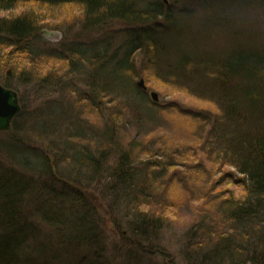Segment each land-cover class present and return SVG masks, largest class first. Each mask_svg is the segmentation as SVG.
<instances>
[{
  "label": "trees",
  "instance_id": "16d2710c",
  "mask_svg": "<svg viewBox=\"0 0 264 264\" xmlns=\"http://www.w3.org/2000/svg\"><path fill=\"white\" fill-rule=\"evenodd\" d=\"M19 1L28 0H0V80L6 86L13 87L17 83L20 86H32L33 90L49 93L57 91L58 87L69 91L68 88L71 89L82 82L90 93H84V97L79 96L78 102L81 109H85L87 104L90 106L88 114L93 123L85 122L82 119L84 110L78 112L77 107L73 105L72 109L76 115L70 116L68 111H64L61 116L62 112L54 111L55 105H51L54 100L48 101L46 107H34L30 120L35 119L33 125L38 126L43 131V135L48 137L53 133L63 139L62 154H69L71 163L76 164L75 167L73 166L75 170L73 173L77 176L86 178L88 169L96 176L105 171L103 176L108 178V184L113 182L110 190L115 201H118V204L122 201L124 205L135 204L137 228L142 225L153 227L161 225L163 217L157 215L153 207H142L141 202V198H148L150 193L156 191V187L150 184L147 191L144 182H140V173L135 162L139 157L137 158L134 151H131V147L121 148L117 141L118 135L114 126L121 123V120L106 118L98 103L102 93L108 94V90L112 87H115L113 91H118V87L126 90L129 87L135 89L141 102L143 104L148 102L149 97L145 90L132 85L131 56H126L118 66L110 68L107 67L106 57L98 64L96 55L81 56L89 53L86 52L88 48L81 49L85 46L71 42L70 46L68 44L65 48L63 45L59 53L63 52L69 57L72 50L78 52L83 50L84 53L82 51L79 55H72L73 57L60 63L61 65L51 63L49 55L51 59L61 57L58 52L53 51L54 48L48 51L53 53H47L45 49L37 50L31 44L33 39L39 38L38 29L41 25L36 8H32L29 4L27 10L16 15L5 13ZM38 1L39 7L44 4L50 5L46 6L49 10L65 3L76 4L81 10L85 23H97L108 18L121 17L140 21L143 20L142 17L154 18L164 15L163 0V2L155 0V3L153 2L155 5L148 4L147 10H150V13L133 8L134 4L138 5V0ZM232 1L236 6L245 5L242 0ZM191 12V8L186 10L187 14ZM206 22L205 19L202 21L205 24ZM132 36L133 42L127 49L128 55L134 49L144 46L146 41L152 44L150 55L154 54L155 48H158L157 41L152 42L147 34L142 36V39L141 37L138 39L136 33ZM169 40L170 37L167 41ZM236 46L233 47L234 50H230L228 56H213L214 59L207 62L202 68L203 71L197 72L194 67L184 68L187 63L181 62L183 64L181 72L176 74L179 78L182 74L183 78L189 75L188 78L193 79L197 73L203 78L208 75L207 71L215 70L216 76L202 84L205 83L204 94L212 99L214 103L212 107L217 108L219 113L212 123L214 130L212 129L209 134L211 140L200 143L199 147L204 143V148L200 149V152L196 153L190 148L192 153H187L186 150L174 153L176 149H167L161 152V160L164 163L155 164L166 174L172 164L186 167L187 161L195 158V155L197 158L204 156L206 160H203L208 161L209 165H201L199 169L202 171V167L203 169L205 167L211 176L215 172L220 173L216 181L212 180L213 189H208L215 192V195L211 196L212 200L205 193L209 201H206L205 212L199 215L200 219L194 224L196 230L193 234L197 241L187 245L184 252L186 264H264V52L257 48L243 49L238 43ZM21 53L24 55L21 56ZM160 62L156 57L155 64ZM83 65H87L88 69L83 70ZM124 65L131 67H123ZM99 78L104 79L105 82L98 83ZM117 83H119L118 87ZM58 90L62 93V90ZM20 101L23 111L15 118L11 130L7 131L13 139H9L7 143H0L2 147L7 146L6 152L10 153L9 157L16 163L13 166L3 159L0 160V225L4 227L0 232V264H49L51 258L50 260L48 258L57 256L49 250H54L51 242L55 239L57 240L55 244L60 245L61 249L67 251L70 248L71 252L80 247L82 250L89 249L90 242H93L91 247L94 244L98 245L100 241L104 246V242L97 236L95 223L98 221L94 219L96 207L91 206V201L87 197L89 195L92 199H97L98 193L91 191L87 193L82 191L81 187L77 188L83 184L59 170L57 155L49 147L42 149L44 155L40 158L31 160L28 157V152L37 154V150H31L29 140L23 137L27 127L22 119L27 116V111L22 96ZM109 101L112 104L116 103L114 99ZM87 125L95 127L97 131L95 136L100 139L109 137L112 140L109 142L111 151L109 149L108 156H106L107 151L99 148L101 151L97 152L99 155L96 157L97 153L95 154L93 148L85 142L88 139L85 128ZM56 127H59L62 133L54 131ZM131 145L133 146L134 143L132 142ZM195 145H198L197 141L194 142L193 146ZM33 172L36 174L33 175ZM209 174L205 176L207 181L211 179L208 177ZM46 175L50 177H48L49 184L55 185L54 178H56L63 183V187L70 189L67 194L77 196L62 197L61 194L52 191V188L49 192L50 190L41 185ZM228 182L232 183L231 187H228ZM72 183H76L77 186H71ZM83 192L87 194L86 199L83 197ZM39 220L40 224L43 221L54 226L49 235H46V239H51V242L43 241L35 246L30 243V247L25 248L23 244L28 239L42 235ZM143 234L141 236L146 239ZM56 248L60 250V247ZM105 249L102 247V250ZM41 250L44 253H40ZM100 250L99 248L98 251ZM150 250L152 252V249ZM77 253L76 251L72 255ZM103 254L99 253L98 256L103 257ZM86 259L89 262L85 264H108L105 259L100 261L96 257L89 259L86 257ZM68 260L69 264H78L75 259ZM52 262L51 264H54ZM54 262L58 264L57 260Z\"/></svg>",
  "mask_w": 264,
  "mask_h": 264
},
{
  "label": "rangeland",
  "instance_id": "374dc122",
  "mask_svg": "<svg viewBox=\"0 0 264 264\" xmlns=\"http://www.w3.org/2000/svg\"><path fill=\"white\" fill-rule=\"evenodd\" d=\"M138 1V5L134 4L133 8L148 13L150 10H147L149 9L147 5L155 3V0ZM168 3L170 12L162 17H152V21H149V16L144 15L146 17H142L143 20L140 21L121 17L108 18L97 23H85L81 16V10L76 4L65 3L49 10L46 6L50 5L47 4L39 7L38 0L19 1L11 10L5 12L7 15H16L27 10L29 4L32 8H36L35 10L40 15L41 25L38 29L39 38L33 39L31 44L37 50L45 49L47 53H53L48 51L54 48L53 51L61 55L63 52L59 53V51L69 43H81L85 46L83 48L92 47L93 52L84 53L83 51L84 54H81L82 51L72 50L70 57L79 54L91 57L96 55L98 64L102 63L106 57L107 67L110 68L118 66L126 56H131L133 87L137 85L143 88L138 84L141 77L145 78L149 87L145 91L149 97L147 98L148 102H144V104L139 95H136L135 89L132 90L130 87L127 90L118 87V91H113L115 87H112L108 90V94L102 93V97L98 99L102 114L106 118L113 117L117 118L115 121L121 120V123L114 126L118 135L117 141L121 148L131 147V151H134L137 158L139 157V160L135 162L140 173V182H144L147 191L150 184L156 187V191L150 193L148 198L142 197L141 202L144 208L153 207L155 213L163 217H160L163 222L154 227L142 225L137 228L135 204L124 205L122 201L120 204L115 201L110 190L113 182L108 184V178L103 176L105 171L96 176L91 174L92 171L88 169L86 178L77 176L76 173H73L75 171L73 166L75 167L76 164L71 163L72 159L69 158V154H62L63 139L53 133L47 137L42 134L43 131L38 126H30L35 121V119L30 120L34 107H46L50 100H54L51 105L57 106L62 112L72 111L73 116L76 115L72 109L73 106L77 107L78 112L83 109L82 119L85 122L93 123L88 114L90 106L87 104L85 109H81L78 102L79 96L84 97V93H90L82 82H79L78 86L68 88L69 91L58 87L62 93L58 89L49 93L33 90L32 86H20L17 83L13 85V88L20 93V98L22 96L27 111V116L22 119L27 127L23 137L29 140L28 144H31V150H37V154L32 151L28 152V157L31 160L40 158L41 155H44L42 149L49 147L57 155L59 170L83 184H78L77 188L81 187L82 191L87 193L90 191L98 193L97 199H92L84 192L83 197L86 199L85 195H87L91 206L96 207L94 219L98 221L95 223L98 230L97 236L104 242V246L100 241L98 245L94 244L92 247L89 245V249L86 250H82L81 247L77 248L78 253L72 255L76 251L71 252L70 248L65 251L61 249L60 245L55 244L56 239L53 242L51 239H46V235H49L54 226L43 221L40 224V220L38 224L41 225L42 235L35 239L30 238L23 244L26 248V246L30 247V243L35 246L39 242H51L54 250H49L57 256L55 258L50 256L48 259L51 258L50 261H53L54 264V260H57L58 264L59 262L69 264L68 259H75L78 264H85L89 262L86 257L88 259L96 257L98 261L105 259L108 264H186L184 252L187 245L197 241L193 234L196 230L194 224L200 219L199 215L205 212L206 201L212 200L211 196L215 195L214 190L209 191L208 189H213L212 180L216 181L220 173L215 172L211 176L205 167L204 169L202 167V171L199 169L201 165H209L208 161H204L206 160L204 156L197 158L195 155V158L187 161L186 167L181 164H172L166 174L161 172V168L156 167L155 164L164 163L161 160V152L167 149H176L174 153L185 150L187 153H192L190 150L192 148L198 153L200 149L204 148V143L199 147L200 143L208 139L211 140L209 134L212 129L214 130L212 123L219 111L212 107L214 104L212 99L210 100L204 94L205 83L202 84V82L211 81L216 73L215 70L207 71L208 75L201 76L203 78H200V74L197 73L193 79L188 78L189 75L187 78H183L182 74L179 78V75L176 77V74L181 72L180 69L184 63H187L184 68L194 67L197 72L203 71L202 68L207 65L208 61L214 59L213 56L223 57L229 54L237 43L245 45L248 42L247 44L254 45L253 35L255 33L264 36V9L248 4L236 6L232 0H169ZM145 7L147 8L144 9ZM166 7L168 6H164L165 13ZM188 8L192 9L190 14L186 13ZM178 16L182 17L184 24H176ZM204 19L207 20L206 24L202 23ZM134 33L138 34V39L139 37L142 39V36L147 34L152 42L156 43L157 41L158 48H155L154 54L150 55L152 44L146 41L144 46L134 49L128 55L127 49L133 42L132 35ZM169 37L170 40L167 41ZM177 49L195 56L187 58L181 64ZM22 55L24 54L21 53ZM63 55L58 59L54 57L51 59L49 55V61L60 64L70 59L68 55L64 53ZM156 57L161 61L160 64H155ZM123 67L128 66L124 65ZM87 69V65H83V70ZM152 89L159 92L157 103L151 100L150 90ZM109 99H114L116 103L112 104ZM85 128L88 134V139L85 142L93 148L92 151L96 154L100 150L99 148H103L107 151L106 156H108L111 147L109 142L112 140L109 137L100 139L95 136L97 131L94 126L87 125ZM54 129V131L62 133L59 127ZM9 130H0V143H7L9 139H13L7 132ZM195 141L198 142V145L193 146ZM6 148L7 146H0V160L3 159L7 164L15 166L16 163L13 158L9 157L10 153L6 152ZM97 155L99 154L97 153L96 157ZM19 170L21 169L19 168ZM35 174L33 172V175ZM208 174L209 179L211 178L210 181H207L208 179L205 177ZM48 177L49 175L43 178L44 181L41 182V185L50 190L49 192L53 189L52 191L61 194L62 197L77 196L67 194L66 192L70 189L63 187V183L56 178H54L56 186L49 184ZM227 185L231 187L232 183L228 182ZM71 186L76 187L77 184L72 183ZM72 192L75 193L74 190ZM3 228V225H0V232ZM142 234L147 238L142 237ZM57 246L60 247V250L56 248ZM102 247L106 249L102 250ZM99 248L101 250L97 251ZM191 248L193 247L191 246ZM40 253H44V251L41 250ZM99 253H104V256H98ZM60 257L67 258L61 259Z\"/></svg>",
  "mask_w": 264,
  "mask_h": 264
},
{
  "label": "water",
  "instance_id": "95a60500",
  "mask_svg": "<svg viewBox=\"0 0 264 264\" xmlns=\"http://www.w3.org/2000/svg\"><path fill=\"white\" fill-rule=\"evenodd\" d=\"M168 2V0H164ZM144 90H148L145 78L141 77L138 82ZM150 95L155 102L159 101V92L155 89L150 90ZM19 92L15 88L6 87L0 83V130L11 129L12 120L21 111Z\"/></svg>",
  "mask_w": 264,
  "mask_h": 264
},
{
  "label": "bare ground",
  "instance_id": "6f19581e",
  "mask_svg": "<svg viewBox=\"0 0 264 264\" xmlns=\"http://www.w3.org/2000/svg\"><path fill=\"white\" fill-rule=\"evenodd\" d=\"M164 1V0H163ZM242 1H244V3H245V5L246 4H248L249 6H252V7H259V8H262V9H264V0H242ZM165 3H164V6H168V7H166V13H165V11H164V9H163V11H164V15H167L169 12H170V6H169V0H168V2H166V1H164ZM151 4H149V6H150ZM155 5V4H154ZM230 9V8H229ZM163 15H160L159 17H162ZM223 17L224 18H226V16L225 15H223ZM177 18V21H176V24L177 25H180L179 23H182V24H184V21L182 20V17H176ZM153 19L152 18H150L149 19V21H152ZM156 27H158V26H156ZM141 28V27H140ZM253 42H254V45H250V44H245V45H243V44H240V46H242V48L243 49H255V48H257V50H259V51H262V52H264V36H261L260 34H258V33H255L254 35H253ZM237 47V46H236ZM92 47H89L88 49H86V52L88 51L89 53H92L93 51H92V49H91ZM81 49H84V48H81ZM178 50V53H179V61L180 62H183V61H185L187 58H191V57H194L195 55L194 54H192V53H189V52H186V51H181V50H179V49H177ZM83 51V50H82ZM64 55H63V53L61 54V58L63 57ZM99 81H103L102 79H98ZM107 81V80H106ZM0 83L1 84H5L2 80H0ZM145 83H146V80H145ZM4 86H6V85H4ZM119 86V83H117V87ZM6 87H10V88H13V87H11V86H6ZM151 100L153 101V99L151 98ZM21 106H22V109H21V111L17 114V115H19L22 111H23V105L21 104ZM54 109V111H56V112H58V113H60V112H62L58 107H54L53 108ZM100 110H101V107H100ZM74 111V110H73ZM102 111V110H101ZM61 114V116H62V114H63V112L62 113H60ZM17 115L15 116V118L17 117ZM68 115H70V116H73L72 115V111L71 112H69L68 113ZM83 117V116H82ZM15 118L12 120V123L15 121ZM84 120V119H83ZM33 124H30V126H32ZM11 128H12V125H11ZM91 244H93V242H90V245ZM98 251V250H97Z\"/></svg>",
  "mask_w": 264,
  "mask_h": 264
}]
</instances>
